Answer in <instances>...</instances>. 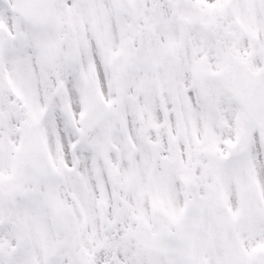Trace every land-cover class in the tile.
I'll return each mask as SVG.
<instances>
[{"label":"snow or ice","instance_id":"obj_1","mask_svg":"<svg viewBox=\"0 0 264 264\" xmlns=\"http://www.w3.org/2000/svg\"><path fill=\"white\" fill-rule=\"evenodd\" d=\"M0 264H264V0H0Z\"/></svg>","mask_w":264,"mask_h":264}]
</instances>
